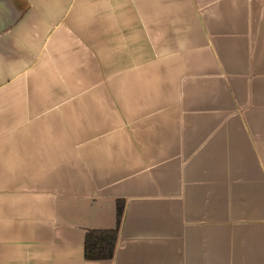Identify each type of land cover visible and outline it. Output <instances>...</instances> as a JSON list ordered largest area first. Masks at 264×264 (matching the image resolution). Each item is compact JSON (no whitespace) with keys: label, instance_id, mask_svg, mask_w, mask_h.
Returning a JSON list of instances; mask_svg holds the SVG:
<instances>
[{"label":"crops","instance_id":"0c3cea01","mask_svg":"<svg viewBox=\"0 0 264 264\" xmlns=\"http://www.w3.org/2000/svg\"><path fill=\"white\" fill-rule=\"evenodd\" d=\"M0 264H264V0H0Z\"/></svg>","mask_w":264,"mask_h":264},{"label":"trees","instance_id":"16d2710c","mask_svg":"<svg viewBox=\"0 0 264 264\" xmlns=\"http://www.w3.org/2000/svg\"><path fill=\"white\" fill-rule=\"evenodd\" d=\"M124 215V204L118 202V224L112 230H91L85 239V258L89 261L113 259L119 238L120 227Z\"/></svg>","mask_w":264,"mask_h":264}]
</instances>
